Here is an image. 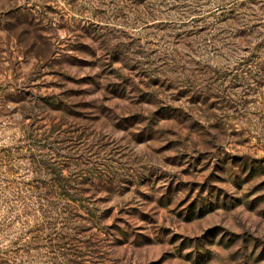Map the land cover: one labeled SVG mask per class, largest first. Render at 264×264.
Returning <instances> with one entry per match:
<instances>
[{"label":"rangeland","instance_id":"374dc122","mask_svg":"<svg viewBox=\"0 0 264 264\" xmlns=\"http://www.w3.org/2000/svg\"><path fill=\"white\" fill-rule=\"evenodd\" d=\"M29 146L81 211L29 253L5 225L4 263L264 264V0H0V149Z\"/></svg>","mask_w":264,"mask_h":264},{"label":"trees","instance_id":"16d2710c","mask_svg":"<svg viewBox=\"0 0 264 264\" xmlns=\"http://www.w3.org/2000/svg\"><path fill=\"white\" fill-rule=\"evenodd\" d=\"M19 151H24L25 155L21 159L25 164L24 170L26 173L24 174L20 173L22 169L18 162L19 159L15 157V153ZM34 155L33 148L30 146L21 147L20 150L0 149V231L3 230L5 225L12 228H15V225H19L23 236L16 240V244L20 245L19 249H22L21 251L24 253H29V250L33 252V218L45 217L54 221V228L50 233H47L46 239L50 238L58 241L62 239L64 241L68 238L71 239L70 234L67 233L68 231L64 232L66 229L64 223L65 220H68L67 215H73V212L79 213L81 211L77 205L78 209L72 208L71 212L68 213L67 208H71V204L76 205V201H79V193H77L75 188H68L69 179L64 175L62 168H59L58 172L53 176L50 175L49 182H46L47 180H33V171L30 172V168L33 166ZM42 166L43 170H48V165L45 161H42ZM41 182L43 185H50L49 188L43 192L38 189L33 190V183L40 184ZM8 186L9 188H7ZM10 189L15 191L9 194L8 190ZM69 189L73 190L74 193ZM5 194L12 196V199L6 201L5 204L8 205L11 202L14 204L8 210L4 208L5 205L2 200L3 197L6 198ZM33 206L37 208H33ZM39 206L40 208H38ZM44 207L45 210L43 209ZM50 207L52 210H50ZM42 210L43 213H41ZM3 212L6 215H2ZM10 213L13 217H8ZM67 230H71L75 235L79 234L76 232V228ZM5 252L7 251L0 247V264H6L3 261Z\"/></svg>","mask_w":264,"mask_h":264}]
</instances>
